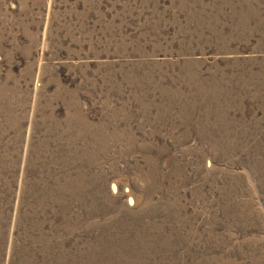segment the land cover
I'll use <instances>...</instances> for the list:
<instances>
[{
  "label": "rangeland",
  "instance_id": "374dc122",
  "mask_svg": "<svg viewBox=\"0 0 264 264\" xmlns=\"http://www.w3.org/2000/svg\"><path fill=\"white\" fill-rule=\"evenodd\" d=\"M0 264H264V0H0Z\"/></svg>",
  "mask_w": 264,
  "mask_h": 264
}]
</instances>
